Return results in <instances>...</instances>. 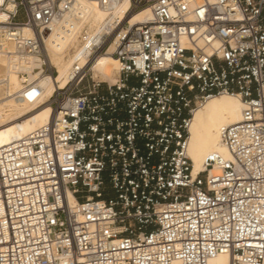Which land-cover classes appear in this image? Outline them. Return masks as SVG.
Here are the masks:
<instances>
[{"label":"built area","instance_id":"1","mask_svg":"<svg viewBox=\"0 0 264 264\" xmlns=\"http://www.w3.org/2000/svg\"><path fill=\"white\" fill-rule=\"evenodd\" d=\"M142 7L150 19L95 34L77 0H0V56L20 80L0 76L5 96L40 103L53 32L87 53L48 120L0 145V264H264V0H131L127 13ZM107 53L113 80L95 74ZM222 94L243 103L221 129L228 156L193 174L194 112Z\"/></svg>","mask_w":264,"mask_h":264},{"label":"bare ground","instance_id":"2","mask_svg":"<svg viewBox=\"0 0 264 264\" xmlns=\"http://www.w3.org/2000/svg\"><path fill=\"white\" fill-rule=\"evenodd\" d=\"M100 8H97L93 0H77V8L83 12L87 21L98 34L105 23L114 18L129 19L131 24L151 18L149 7H142L134 12L127 13L131 0H112L110 7H102L98 0H94ZM47 48L52 61L57 66V75H41L40 84L45 88L38 104L20 103L12 97L5 96V87L0 84V145L17 140L35 127L43 124L51 116V106L45 103L57 83L62 86L69 74L75 60L80 58V64L86 62L87 53L83 45L73 43L70 36L61 32H53L47 38ZM113 45L110 46V50ZM95 74L101 73L111 77L117 72V61L111 54H101L95 62ZM0 76H6L12 89L20 85V80L10 69L6 60L0 56ZM243 103L239 96L234 94H222L209 98L199 106L193 115L188 145V154L193 164V174L204 169L205 158L218 152L228 156V150L220 139L221 129L224 126L237 123L241 119ZM70 199L73 196L69 195ZM209 264H230L227 254H220L209 260Z\"/></svg>","mask_w":264,"mask_h":264},{"label":"rangeland","instance_id":"3","mask_svg":"<svg viewBox=\"0 0 264 264\" xmlns=\"http://www.w3.org/2000/svg\"><path fill=\"white\" fill-rule=\"evenodd\" d=\"M93 2H94V4H95V1L93 0ZM96 5V7L97 8H100L97 4H95ZM98 75L97 76H100V75H102L101 73H97ZM102 76H105V75H102ZM116 76H117V73H114L111 77H107L108 78V80H113V79H115L116 78ZM106 77V76H105Z\"/></svg>","mask_w":264,"mask_h":264}]
</instances>
